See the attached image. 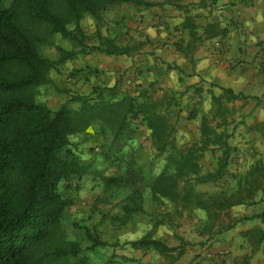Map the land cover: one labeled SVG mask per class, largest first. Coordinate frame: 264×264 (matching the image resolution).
Wrapping results in <instances>:
<instances>
[{"label":"trees","instance_id":"16d2710c","mask_svg":"<svg viewBox=\"0 0 264 264\" xmlns=\"http://www.w3.org/2000/svg\"><path fill=\"white\" fill-rule=\"evenodd\" d=\"M0 0V264H90L80 244L69 240L64 229V214L72 200L63 189L78 184L93 168L75 152L74 141H80L94 124L99 133L112 143L134 139L143 127L149 132L150 147L165 164L159 174L147 175L132 161L117 176L99 175L105 187L128 192L121 206V216L111 217L124 225L144 211L143 192L154 203L167 202V217H182L190 208L200 210L205 220L198 234L211 241L243 221L259 219L260 215L235 218L231 210L250 206L264 192V157L248 170L231 177V186L215 193L197 190L200 185L223 183L232 148L228 141L239 122L236 102L246 103L248 97L220 88L218 95L209 92L214 113L199 118V138L178 146L176 125L171 109L178 106L175 97H157L153 85L139 87L133 94H120L117 86L94 88L91 95L70 100L76 109L66 105L56 110L40 103L42 87L52 83L57 67L78 56L92 53L106 56H131L134 48L118 47L103 40L96 47L87 46L81 22L92 19L97 25L103 13L134 5L144 9L158 6L149 0H10L2 7ZM182 0H163L164 4L183 10ZM218 0H200L199 7H214ZM69 27H71L69 29ZM183 28L190 42L176 50L190 54L204 38L216 35V24L210 23L200 35L192 18L185 17ZM204 36V38L202 37ZM60 38L72 50L57 48L54 62L42 56L41 45L50 46ZM188 89H186L187 91ZM108 92L111 99H105ZM192 115L190 119L195 118ZM219 153L216 169L203 171L200 160L206 153ZM79 186V185H78ZM258 243L264 231H257ZM89 243L87 251L108 246L84 228ZM131 249L151 250L171 263L184 254L183 244L169 247L146 233L127 243ZM125 260V259H124Z\"/></svg>","mask_w":264,"mask_h":264},{"label":"crops","instance_id":"0c3cea01","mask_svg":"<svg viewBox=\"0 0 264 264\" xmlns=\"http://www.w3.org/2000/svg\"><path fill=\"white\" fill-rule=\"evenodd\" d=\"M149 1L158 3V6L144 9L124 5L119 12L112 13H115L113 16L119 25L126 27L123 31L132 26L128 34L135 41L121 44L113 39L107 40L118 47L134 48L135 54L129 57L100 54L115 60V65H104L111 79L103 87L116 85L121 88L120 94H125L130 93L129 90L135 92L139 87L153 85L155 93L179 98L186 94L191 101L194 98L199 100L198 97L203 95L211 102L209 92L218 95L220 88L248 97L246 103H235L240 108L236 116L239 125L228 141L232 148L229 165L237 169V175L245 172L264 157V0H218L211 8L199 7L200 0H182L183 10L164 4L163 0ZM187 15L200 35L210 23L216 24V35L206 39L202 36L204 40L185 55L175 46H185L191 40L188 30L183 28ZM143 49L147 50L146 54ZM120 76L122 80H119ZM180 86L184 88L183 92L175 94ZM103 87L95 86L91 93L94 88ZM187 108L191 109L192 104ZM198 126L196 122L188 124L185 136L197 140ZM232 212L235 218L253 215H260V218L236 224L232 230L219 235L209 251L225 250V264H264V236L257 244V231H264V192L259 194L255 204L235 207ZM163 232L168 231L157 230L155 239L164 241ZM121 259L131 261L124 255Z\"/></svg>","mask_w":264,"mask_h":264},{"label":"rangeland","instance_id":"374dc122","mask_svg":"<svg viewBox=\"0 0 264 264\" xmlns=\"http://www.w3.org/2000/svg\"><path fill=\"white\" fill-rule=\"evenodd\" d=\"M9 4L10 0L1 1L2 7H7ZM122 8L104 12V21L98 25L90 18L81 22L88 47H96L105 39H113L121 44L135 41L128 34L132 26L126 32L123 31L126 27L120 26L113 16L115 13L112 14L114 11L119 12ZM189 15L193 18L191 14ZM177 35L181 37L179 31ZM57 48L72 50L69 42L56 38L50 46L41 45L39 52L54 62L58 59ZM146 51L144 50L143 53L146 54ZM107 59L97 53L80 55L57 67L52 83L40 90V103L45 104L51 110H56L61 105L76 109L78 104L72 102L69 97L89 96L93 87H103L107 85L105 82L109 83L111 76L104 70V65H115V60L109 58L110 61H108ZM119 80H122L121 76ZM120 89L119 87L116 92L120 93ZM183 89L180 86L175 90V94H181ZM158 91L162 90L158 88ZM129 92L134 93L133 90ZM152 92L158 97L165 96V93H155V87ZM103 96L105 99H111L108 92H104ZM187 97L186 94L180 98L176 96L175 98L179 100L178 106L171 109L170 117L172 123L176 125L175 141L178 146L196 141L195 138L185 136L187 125L199 123L202 114L211 115L212 113L213 106L208 98L206 100L203 95H200L199 100L194 98L191 101ZM190 104L192 108L188 109ZM185 109L186 111H183ZM192 115L196 117L190 119ZM74 144L77 155L92 165L93 172L75 186L73 185L70 190L63 189L61 186L65 196L72 200L71 207L64 214L63 225L67 238L80 244L83 256L90 264H209L205 260V254L208 253L212 242L216 241L217 237L206 241L205 237L199 236L198 227L205 220V215L198 209L190 208L182 217H167V212L171 211L170 205L165 201L159 204L154 203L150 193L144 191L143 212L134 215L124 225H117L111 221V217L122 215L121 206L128 192L120 188L105 187L99 175L105 177L120 175L132 161L136 162L145 174L155 175L161 172L165 164L163 159L156 157L150 147L149 132L145 128L141 127L134 139L112 143L108 137L99 133V126L94 124L85 132L82 139L79 142L75 140ZM218 157V152L206 153L200 160L203 171H214ZM236 173L237 169L235 170L230 164L225 176L226 182L200 185L197 190L209 194L218 192L223 187L231 186V177L236 176ZM84 228L89 229L92 235L107 243L108 246L87 251L89 243L84 237ZM159 229L168 231L163 232L166 236L164 242L167 245L176 247L184 243V254L174 263L161 258L151 250L134 251L127 244L147 232L155 238V232ZM122 255L131 261H123Z\"/></svg>","mask_w":264,"mask_h":264},{"label":"built area","instance_id":"2783aa9c","mask_svg":"<svg viewBox=\"0 0 264 264\" xmlns=\"http://www.w3.org/2000/svg\"><path fill=\"white\" fill-rule=\"evenodd\" d=\"M227 252L225 250H218L214 252L208 251L205 254V260L209 262V264H225V256Z\"/></svg>","mask_w":264,"mask_h":264}]
</instances>
